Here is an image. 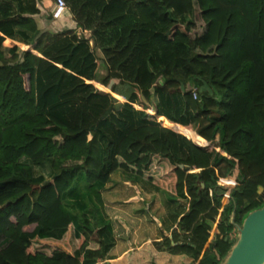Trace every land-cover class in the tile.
Masks as SVG:
<instances>
[{
    "label": "trees",
    "instance_id": "1",
    "mask_svg": "<svg viewBox=\"0 0 264 264\" xmlns=\"http://www.w3.org/2000/svg\"><path fill=\"white\" fill-rule=\"evenodd\" d=\"M65 1L89 39L42 33L37 0H0V264H222L264 207V0ZM117 172L176 206L126 263Z\"/></svg>",
    "mask_w": 264,
    "mask_h": 264
},
{
    "label": "rangeland",
    "instance_id": "2",
    "mask_svg": "<svg viewBox=\"0 0 264 264\" xmlns=\"http://www.w3.org/2000/svg\"><path fill=\"white\" fill-rule=\"evenodd\" d=\"M65 10L67 11V9ZM67 12H69V10ZM46 17L48 21H54V17H52V15L50 17L46 15ZM191 18L194 22L192 37L195 38L203 35L206 31V24L202 20L198 8H196ZM36 19L39 21L40 25L45 28V21H43L41 17H37ZM53 30L55 32L57 31L56 33L58 34L63 31L66 32L68 29H61L60 26L58 27V25L55 24V26L53 25ZM73 32H76L79 36L83 35L87 39L90 38L89 34H91L90 32H82L80 30H78V32ZM96 53L100 65L98 78L99 80H103L106 76V65L104 63L102 53L99 50H96ZM94 85L97 88L101 87V85L97 83H94ZM105 92L108 93L110 91L107 88ZM155 102H157L156 97L153 98L152 102L147 103V114L151 119H153L156 114ZM39 173L43 174V176H45L48 180L52 177V173L49 169L42 170L41 172L39 171ZM234 182V179L223 181L220 183V186H227L230 188L234 185ZM107 190L108 191L105 195L107 205L106 211L116 229L117 240L113 239V242L114 244L118 242V247H116L113 254H119V251L124 250L130 244L131 246L133 244L138 245L136 247L141 248L143 247L139 246L141 243L143 244L146 242L145 245L147 246L150 245L151 242H154L156 238L159 239L160 235L164 233V230L163 228L160 229L158 227L159 223L156 220L160 223H164L162 220L167 217L169 211H171L172 208H176V206L169 207V203H166L168 193H158L153 191L148 192L146 191L147 189L140 190V188L136 186L131 179H128L121 172H117L113 175L112 182L108 185ZM131 197H137V199L132 201L133 199H130ZM171 233L172 232H169L168 235ZM148 254L149 256L152 255L151 250ZM145 256L146 254L142 255V258H145ZM106 262L107 261L105 260L100 264H107Z\"/></svg>",
    "mask_w": 264,
    "mask_h": 264
},
{
    "label": "water",
    "instance_id": "3",
    "mask_svg": "<svg viewBox=\"0 0 264 264\" xmlns=\"http://www.w3.org/2000/svg\"><path fill=\"white\" fill-rule=\"evenodd\" d=\"M113 86L114 82L108 90ZM237 230V242L222 264H264V207L251 213Z\"/></svg>",
    "mask_w": 264,
    "mask_h": 264
},
{
    "label": "crops",
    "instance_id": "4",
    "mask_svg": "<svg viewBox=\"0 0 264 264\" xmlns=\"http://www.w3.org/2000/svg\"><path fill=\"white\" fill-rule=\"evenodd\" d=\"M37 8L40 11V13L36 16H33L32 18H34L36 20L38 27H39V30L42 33L47 32V33L57 34L56 33L57 31L55 32L53 30V25L55 26V24L58 25V27L60 26L61 29H64V30L68 29L67 31H77L78 32V30H80V29H78L77 24L73 21L71 13L67 12L68 9H67V11L66 10H60L56 6V4L53 0H37ZM46 15L48 17H50L52 15V17H54L53 18L54 21H48ZM37 17H41L43 19V21H45V23H46L45 28H43L40 25L39 21H37V19H36ZM47 22H48V24H47ZM91 45L93 46L92 41H91ZM144 188L147 189L148 192H150V190H152L148 186L147 187L141 186V189L145 190ZM148 189H150V190H148ZM115 244L116 245L113 248V252L115 251L116 247H118V242H116ZM145 244H146V242H144L143 244L141 243V245H139V246H144ZM136 246H138V245L133 244L131 246V244H130L124 250L119 251V254H115V253L113 254V252H112L111 255L113 254V256H115V257H113L115 259V262L123 261L126 263L131 251L132 252L136 251L137 254L136 253L135 254L139 258H141L142 255L144 254L143 250H145L146 247L137 248ZM159 259H161V258H159ZM168 259H169V261H175V262L176 261L177 262L182 261L180 258H174L173 260H171L172 258L168 257ZM158 264H160V263L158 262ZM163 264H165V263H163Z\"/></svg>",
    "mask_w": 264,
    "mask_h": 264
},
{
    "label": "built area",
    "instance_id": "5",
    "mask_svg": "<svg viewBox=\"0 0 264 264\" xmlns=\"http://www.w3.org/2000/svg\"><path fill=\"white\" fill-rule=\"evenodd\" d=\"M56 4V6L60 9V10H65L67 9V3L65 0H53ZM197 95L196 93H194V98H196Z\"/></svg>",
    "mask_w": 264,
    "mask_h": 264
}]
</instances>
